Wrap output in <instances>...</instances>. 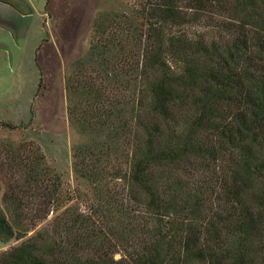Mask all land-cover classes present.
I'll return each instance as SVG.
<instances>
[{"label": "trees", "instance_id": "16d2710c", "mask_svg": "<svg viewBox=\"0 0 264 264\" xmlns=\"http://www.w3.org/2000/svg\"><path fill=\"white\" fill-rule=\"evenodd\" d=\"M182 5L230 10L237 27L192 39ZM142 16L122 23L123 41L92 45L65 85L69 119L90 138L76 174L96 189V218L62 209L69 199L39 150L19 155L9 168L25 190L2 195L0 242L54 215L0 264H264V0H146ZM116 158L128 167L111 172L120 200L98 170Z\"/></svg>", "mask_w": 264, "mask_h": 264}, {"label": "rangeland", "instance_id": "374dc122", "mask_svg": "<svg viewBox=\"0 0 264 264\" xmlns=\"http://www.w3.org/2000/svg\"><path fill=\"white\" fill-rule=\"evenodd\" d=\"M145 2L0 0V207L8 186L17 191L25 190L22 181L16 177L18 174H14L16 168H9L14 163L13 158L39 150L52 179L56 177L61 186L62 197L69 199L62 209L65 205L74 206L96 218V210H93L96 189L76 174L78 159L83 158L80 148L89 144L90 138L81 135L69 119L70 100L65 85L73 76V64L83 58L92 45L111 39L123 41L120 37L122 23L132 21L135 26L143 21ZM181 7L183 29L192 39L222 40L220 37L228 38L237 27L230 10L200 11L185 8V5ZM96 22H99V28H94ZM72 100L74 104L76 99ZM5 123L12 128L4 126ZM102 167L103 172L109 170L105 172L110 174L105 182L116 191V198H126L124 182L113 181L111 172L112 168L123 172L128 167L119 158L99 165L98 170ZM214 169L210 166L209 172ZM208 176L205 173L195 175L190 170L186 175L193 178V183L201 185L210 181ZM132 206L136 229H145L142 221L144 205ZM53 215L28 230L26 237L0 242V254L48 229ZM104 234L108 240L115 241L106 228ZM119 258L120 253L114 255V259Z\"/></svg>", "mask_w": 264, "mask_h": 264}]
</instances>
